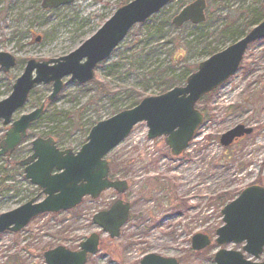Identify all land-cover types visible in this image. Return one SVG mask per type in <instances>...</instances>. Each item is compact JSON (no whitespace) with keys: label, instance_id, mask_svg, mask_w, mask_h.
<instances>
[{"label":"rangeland","instance_id":"rangeland-1","mask_svg":"<svg viewBox=\"0 0 264 264\" xmlns=\"http://www.w3.org/2000/svg\"><path fill=\"white\" fill-rule=\"evenodd\" d=\"M41 1L0 0V52L17 61L7 73L0 70V101L10 95L27 60L46 61L70 53L132 0H75L49 11L41 9ZM192 1L173 0L144 24L135 25L96 68V83L88 90L77 89L69 77L63 79L60 96L30 128L22 151L8 160L0 157V214L34 197L43 199L15 165L30 154L33 139L56 134L60 148L77 151L83 132L93 123L131 108L135 97L130 90L141 98L168 91L165 78L186 72L185 66L194 72L209 57L201 37L209 35L206 42L219 52L244 36L240 30L263 7L262 0H205L209 19L202 28H174L171 18ZM193 39L196 42L186 50L184 43ZM50 92V85L34 89L11 121L38 107ZM196 107L204 121L181 155L173 157L164 137L149 140L145 122L137 124L106 156L110 179L126 181L128 190L121 196L107 190L97 199L85 197L71 210L35 217L21 232L0 234V264H45L43 252L57 246L77 251L91 233L101 234L92 224L93 215L119 197L131 205L129 220L118 238L101 234L100 250L88 256L86 264H139L147 254L175 258L178 264H214L220 210L244 188L264 186V39L249 45L238 72ZM58 110L68 115H54ZM238 124L252 127L253 133L222 147L220 136ZM9 127L0 121V141ZM195 234L207 235L211 245L194 252Z\"/></svg>","mask_w":264,"mask_h":264},{"label":"water","instance_id":"water-1","mask_svg":"<svg viewBox=\"0 0 264 264\" xmlns=\"http://www.w3.org/2000/svg\"><path fill=\"white\" fill-rule=\"evenodd\" d=\"M75 0H42L41 8L58 9ZM172 0H132L119 7L91 37L70 53L43 61L29 59L23 73L12 85L10 95L0 101V120L9 125L0 141V157H9L26 137L31 124L43 113L44 103L28 114L11 122L15 111L27 101L30 92L40 85H51L47 97L49 103L56 100L63 88V79L69 77L78 85L94 78L98 64L105 62L114 49L124 40L133 26L143 24L152 15L166 7ZM264 5V0H262ZM206 1L193 0L172 19L171 24L180 28L185 23L200 24L206 19ZM264 39V19L241 39L214 53L197 65L182 86H176L160 95L144 97L135 107L120 111L97 122L89 131L85 143L76 152L59 149L52 137H37L31 142V154L17 162L23 168L24 179L39 188V196L17 208L0 214V234L18 233L32 219L47 213L71 210L83 198L97 199L108 189L123 194L128 189L124 180H110L106 155L116 148L139 123L145 122L147 138L164 137V143L173 157H178L189 146L195 132L203 122L202 113L195 108L205 95L222 86L239 70L248 46ZM40 37L36 38L39 41ZM16 59L0 52V70L7 73L15 67ZM253 133L252 127L235 125L219 139L222 147H229L237 140ZM130 204L117 199L108 209L95 213L92 224L116 239L120 229L129 219ZM222 225L215 231L214 244L218 248L213 255L214 264H264V187L250 185L228 202L220 211ZM100 235L91 233L79 244V250L71 251L57 246L43 253L45 264H86L88 255L99 252ZM205 234L191 238L193 251L210 246ZM242 245L240 250L225 246ZM248 256L254 258H248ZM139 264H178L175 258L147 254Z\"/></svg>","mask_w":264,"mask_h":264},{"label":"trees","instance_id":"trees-1","mask_svg":"<svg viewBox=\"0 0 264 264\" xmlns=\"http://www.w3.org/2000/svg\"><path fill=\"white\" fill-rule=\"evenodd\" d=\"M263 6V5H262ZM49 11V10H48ZM209 19V17H206V21ZM264 19V6L263 7H261L260 9H258V11L257 12H255L252 16H251V18H250V20L245 24V26L240 30L243 34L244 33H246V32H248L252 27H254L255 25H257L258 23H260L262 20ZM171 23V22H170ZM203 24L204 23H202V24H199V25H192V24H185V25H183L182 27H190V28H192V29H195V30H197V29H199V28H202L203 27ZM172 25V24H171ZM181 27V28H182ZM175 28V27H174ZM208 36L209 35H206L204 38H200V39H202L201 40V42H203V45H204V49L206 50V54H208V56H210V55H212L213 53H215L216 51H213V48L211 47V44L210 43H207L206 42V40H207V38H208ZM194 42H196L195 41V39H193V40H191V41H189V42H187V43H184V48L187 50L189 47H191L192 46V44L194 43ZM179 43V42H178ZM184 64H186V62L184 63ZM185 71L186 72H183L182 74H180L179 76H177V77H167V78H165V80L163 81V83L165 84V87H166V90H170V89H172L173 87H176V86H181V85H183V84H185V80H186V78L189 76V74H191V72L193 71V70H188V67L187 66H185ZM94 84L96 83L94 80L92 81ZM92 82H90V83H88V84H86V85H83V86H79V85H77V84H74L75 85V87L77 88V89H79V90H88V88L90 87V84L92 83ZM101 89V88H100ZM98 91H99V88H98ZM107 94H111V92L109 91V90H104ZM130 93H131V95L133 96V97H135V100L133 101V105L131 106V108L132 107H134V106H136L138 103H139V101L142 99L141 97H140V95L137 93V92H135V91H133V90H130L129 91ZM59 96H60V94H59ZM205 97H207V96H205ZM49 105H51V104H49ZM45 114V111H44V113H43V115ZM42 115V116H43ZM54 115H56V116H64V115H68L67 113H64V112H62V111H54ZM36 123V122H35ZM34 123V124H35ZM34 124H32V126L34 125ZM95 123H93L92 124V126L94 125ZM31 126V127H32ZM91 126V127H92ZM91 127H89L87 130H85L84 132H83V135H84V141L80 144V146L85 142V138H86V136H87V134H88V132H89V130H90V128ZM49 136V135H48ZM31 137V134L30 133H28V135H27V137H26V140L27 139H29ZM50 137V136H49ZM55 140H56V145L59 147V145L61 144V142H60V139H59V136H57L56 134H54V137H53ZM25 140V141H26ZM22 151V149L19 147V148H17L16 149V151H15V155H18L20 152ZM256 184H258V185H261V184H259V183H256ZM223 204V203H222ZM224 205V204H223Z\"/></svg>","mask_w":264,"mask_h":264}]
</instances>
